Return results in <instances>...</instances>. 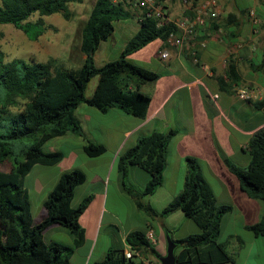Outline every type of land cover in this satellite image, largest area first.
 Returning a JSON list of instances; mask_svg holds the SVG:
<instances>
[{"label": "crops", "instance_id": "0c3cea01", "mask_svg": "<svg viewBox=\"0 0 264 264\" xmlns=\"http://www.w3.org/2000/svg\"><path fill=\"white\" fill-rule=\"evenodd\" d=\"M193 1L198 7L203 0ZM220 3L219 18L209 19L183 50L158 39L129 56L133 64L160 75L157 82L142 87L152 97L144 119L118 108L102 112L88 104L79 106L77 118L88 136L106 147L104 154L90 157L85 151L86 140L73 132L44 143L45 153L61 151L65 156L53 166L35 165L24 178L35 224L47 219V197L66 173L79 170L86 175V182L75 191L72 207L77 208L86 197L93 196L80 218L85 230L84 244L75 247V237L60 225L44 232L47 244L75 247L69 264H96L111 249L127 251L128 234L138 230L154 231L157 242L153 247L160 256L167 254L169 233L174 240H180L200 232L182 211L166 217H149L123 188L117 167L119 156L135 147L141 138L170 130H177L178 135L169 147L164 184L155 194L144 197L143 202L162 212L183 190L186 159L194 157L219 204L233 208L223 218L219 243L226 246L233 264H264V236H256L247 229L264 219V199L249 197L225 164V159H229L247 168L251 161L248 143L255 132L264 128V109L258 110L236 95L237 88L244 86L259 90L261 101L264 100V0ZM184 9L179 0L167 3L166 7L172 19L182 17ZM251 11L262 18L261 25H253ZM133 20L140 29L139 17ZM115 34L116 30L111 39ZM108 43L109 40L103 42L100 48ZM105 49L111 51L109 46ZM163 52H169L167 59L161 58ZM229 59L234 60L239 77L236 85H230L227 78ZM218 77H224L228 86L221 89ZM128 181L137 192H142L150 175L131 166ZM145 254L159 262L150 251ZM137 257L142 258V264H155L146 261L142 254Z\"/></svg>", "mask_w": 264, "mask_h": 264}, {"label": "trees", "instance_id": "16d2710c", "mask_svg": "<svg viewBox=\"0 0 264 264\" xmlns=\"http://www.w3.org/2000/svg\"><path fill=\"white\" fill-rule=\"evenodd\" d=\"M82 1L1 0L0 25H12L36 41L49 28L45 17L63 14L69 20L72 14L68 6ZM35 16L38 18L34 19ZM135 17L137 14L121 3L97 0L82 30L80 50L85 60L76 70L59 67L54 59L46 63L21 59L5 63L0 58V165H11L9 172L0 171V264H69L75 247L84 244L85 230L80 218L93 196L86 197L77 208L72 207V201L76 189L86 182V175L74 170L61 177L45 202L48 217L38 224L33 219L24 178L35 165L53 166L64 158L61 151L45 153L43 145L67 132L86 140L85 151L90 157L107 151L84 131L76 116L80 105L88 104L102 112L118 108L141 119L147 116L152 97L144 93L142 87L157 82L160 75L133 64L129 56L155 40L168 42L171 35L181 36L178 27L174 23L159 26L156 20L141 15L140 29L126 44L119 59L102 67L95 63L101 44L115 32L114 24ZM95 77H98L97 87L94 94L87 97L88 85ZM227 78L231 80L230 85L238 84L233 59L228 61ZM217 81L221 89L228 86L224 77H218ZM250 103L258 110L264 109V100ZM12 108L17 111L13 112ZM177 135V130L156 132L141 138L135 147L122 153L117 167L123 188L151 218L182 211L197 224L199 233L175 240L177 264H233L226 246L219 243L223 218L232 213L233 208L219 204L197 159H186L183 190L162 212L143 202L144 197L155 194L163 186L169 147ZM24 140H32V144L17 151L16 145ZM246 149L251 155L247 168L229 159H225V164L249 197L264 199V128L253 134ZM131 166L140 167L150 175L142 192L129 184ZM53 225L67 229L75 237V247L47 244L44 232ZM247 229L256 236H264V219ZM169 235L172 238L171 233ZM126 242L133 258H126L125 249H111L105 259L96 264H136L134 259L147 251L161 257L147 239V230L131 232Z\"/></svg>", "mask_w": 264, "mask_h": 264}, {"label": "rangeland", "instance_id": "374dc122", "mask_svg": "<svg viewBox=\"0 0 264 264\" xmlns=\"http://www.w3.org/2000/svg\"><path fill=\"white\" fill-rule=\"evenodd\" d=\"M97 0H83L82 3H73L68 6L71 17L66 20L63 14H55L45 17L49 26L48 30L36 41L30 40L22 31L12 25H0V58L5 63L15 59L27 62L46 63L49 60H56L59 67L68 70L79 69L83 65L84 54L80 50L82 30L90 16V13ZM1 3V0H0ZM140 13V12H134ZM35 16L34 19H37ZM116 34L113 39H109L107 45H103L97 52L95 63L97 67H102L108 62L119 59L124 46L137 33L139 26L133 19L119 21L114 24ZM111 47V51H106L105 47ZM98 77H95L87 88V96H90L96 88ZM13 112L17 108H12ZM32 144V140H24L16 145V150L21 151L26 145ZM22 159V157H21ZM11 170L10 163L0 165V171ZM146 261L160 264L149 254H143ZM145 255V256H144ZM142 258L136 257L134 262L142 264Z\"/></svg>", "mask_w": 264, "mask_h": 264}, {"label": "built area", "instance_id": "2783aa9c", "mask_svg": "<svg viewBox=\"0 0 264 264\" xmlns=\"http://www.w3.org/2000/svg\"><path fill=\"white\" fill-rule=\"evenodd\" d=\"M114 3H121L126 9L136 13L140 19L141 15H145V18L154 19L158 22L159 26H163L166 23H174L181 32V36L171 35L168 41L173 45L183 50L186 45L196 35L198 29L206 25L209 19L216 20L221 14L220 0H203L198 7L194 6L193 0H179L184 5V11L182 17L178 19H172L166 10L167 3L173 0H113ZM250 18L253 25H261L262 18L255 12H250ZM169 52H163L161 54L162 59L169 57ZM195 61L198 62L196 55L194 54ZM237 97L245 102H258L262 99V94L257 89L240 86L236 90ZM217 98V96H216ZM147 239L152 245L156 244V237L154 231H147ZM127 259L133 258V252L126 251Z\"/></svg>", "mask_w": 264, "mask_h": 264}, {"label": "water", "instance_id": "95a60500", "mask_svg": "<svg viewBox=\"0 0 264 264\" xmlns=\"http://www.w3.org/2000/svg\"><path fill=\"white\" fill-rule=\"evenodd\" d=\"M178 245L175 240L170 236H167V254L165 256L158 257L160 264H177V250Z\"/></svg>", "mask_w": 264, "mask_h": 264}]
</instances>
